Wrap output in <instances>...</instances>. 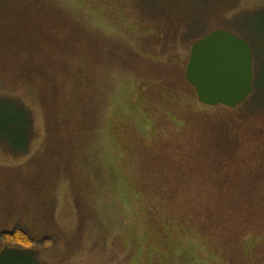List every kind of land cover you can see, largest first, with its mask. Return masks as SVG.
<instances>
[{
  "label": "rangeland",
  "instance_id": "1",
  "mask_svg": "<svg viewBox=\"0 0 264 264\" xmlns=\"http://www.w3.org/2000/svg\"><path fill=\"white\" fill-rule=\"evenodd\" d=\"M138 2L0 0V231L41 243L0 264H264V109L201 105ZM228 2L263 75L264 0Z\"/></svg>",
  "mask_w": 264,
  "mask_h": 264
},
{
  "label": "water",
  "instance_id": "2",
  "mask_svg": "<svg viewBox=\"0 0 264 264\" xmlns=\"http://www.w3.org/2000/svg\"><path fill=\"white\" fill-rule=\"evenodd\" d=\"M253 51L240 36L214 31L193 44L186 78L200 104L235 109L254 91Z\"/></svg>",
  "mask_w": 264,
  "mask_h": 264
},
{
  "label": "trees",
  "instance_id": "3",
  "mask_svg": "<svg viewBox=\"0 0 264 264\" xmlns=\"http://www.w3.org/2000/svg\"><path fill=\"white\" fill-rule=\"evenodd\" d=\"M138 1H139L138 2L139 7L140 9H142L143 12L145 11V13H147V15L150 16L152 19H156L159 24L160 22L161 25L164 24L163 26L164 30H166V28L168 27L167 28L168 31L176 30L178 31L179 34L182 33L180 32V28L186 27L187 34L194 38L195 41L194 44L203 37H205L206 35L212 33V31H210L212 29H210L209 27V21L212 17L224 21L221 18L224 17V15L221 14L222 8L224 6H230L228 0H138ZM261 19L264 20V18ZM256 33H257L256 38L258 39L259 37V39L261 40L260 42L264 43V26H260L259 31ZM252 51H253V55H255V60H259L257 54L258 52L259 53L261 52L258 43L256 44V46L252 48ZM253 60H254V56H253ZM262 60H264L263 54H262ZM263 62L261 64H263ZM255 68L256 69L254 70L255 72L254 91L252 95L249 97V99L242 105L249 106L251 109L262 110V108L264 109V72L262 73L263 75L260 74V71L258 69V64L255 65ZM184 84L194 91L193 87L189 84L186 78V68L184 72ZM21 116L23 118L24 125L30 126L31 118L29 117V114L26 112L25 109L22 110ZM20 152H23L22 148ZM48 243L51 244L50 242ZM0 246H5L6 249H11L16 251L18 250L33 251L41 247V243L39 240L34 239L23 228L15 227L11 231H0Z\"/></svg>",
  "mask_w": 264,
  "mask_h": 264
}]
</instances>
